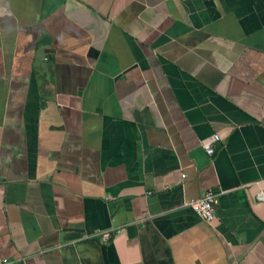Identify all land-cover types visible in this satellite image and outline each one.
Here are the masks:
<instances>
[{
    "label": "crops",
    "instance_id": "obj_1",
    "mask_svg": "<svg viewBox=\"0 0 264 264\" xmlns=\"http://www.w3.org/2000/svg\"><path fill=\"white\" fill-rule=\"evenodd\" d=\"M259 195L264 0H0V264H264Z\"/></svg>",
    "mask_w": 264,
    "mask_h": 264
},
{
    "label": "built area",
    "instance_id": "obj_2",
    "mask_svg": "<svg viewBox=\"0 0 264 264\" xmlns=\"http://www.w3.org/2000/svg\"><path fill=\"white\" fill-rule=\"evenodd\" d=\"M218 141L217 136H213L203 142V148L209 156L214 154L213 143ZM218 194L213 191H207L204 196L197 200H192L187 203V206L205 223H212L215 220V204L217 202ZM262 195L258 196V200H262ZM114 234H118L119 230H114ZM112 232H104L100 234L101 240L107 241Z\"/></svg>",
    "mask_w": 264,
    "mask_h": 264
}]
</instances>
